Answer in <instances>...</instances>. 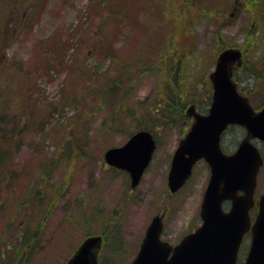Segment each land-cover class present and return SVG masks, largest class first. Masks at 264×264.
I'll return each mask as SVG.
<instances>
[{"label": "rangeland", "instance_id": "rangeland-1", "mask_svg": "<svg viewBox=\"0 0 264 264\" xmlns=\"http://www.w3.org/2000/svg\"><path fill=\"white\" fill-rule=\"evenodd\" d=\"M10 1L12 3L8 4L6 0H0V65L3 64V69L5 62L18 80L16 82L13 76L0 72L1 89L9 90L5 94L0 93L7 98H0V112L7 110L9 115L14 116L7 123L9 129L17 121L23 123L21 131L18 128L17 132L13 131L12 144L7 143L9 140L0 141V147L5 152L6 146L10 147V153L7 152L10 156L0 163V264H64L84 236L103 234L104 225L115 222V211L121 207L124 212L109 240L116 244L118 228L123 246L111 248L119 254L109 256L113 259L108 261L110 264L129 259L151 216L157 213L164 220L162 238L171 244L178 242L183 234L194 231L200 223L199 203L210 172L207 164L203 159L198 161L187 181L189 184L176 193H169L166 183L171 154L193 116L187 113L188 119L178 120V117L174 123L167 121L165 131L158 136L157 151L139 185L132 193L126 194V188H130L128 175L111 170L104 163L103 152L108 147L124 143L127 136L136 130L138 122L133 120V114L126 115L124 122L118 123L106 107L98 111L97 103L91 104L93 96L86 90L88 79L67 70L68 65L80 68L93 63L91 47L100 34L97 31L100 14L91 9L89 0H44L37 4L29 3L33 4L29 7L25 0ZM156 1H140L141 26L147 27L154 20V12L144 5ZM166 1L169 3L168 16L175 22L191 18L194 13L193 8L181 6L178 1ZM229 4V20L220 26L226 42L240 44L249 31L262 30L263 21H254L256 26H252L254 19L249 11L230 9L233 5ZM4 8L10 9L8 15ZM8 24L10 27L6 28ZM215 26L217 24L206 18L198 21L195 27L196 52L187 57L183 82L187 84L185 93L193 94V98L188 100V108L194 105L195 112L200 107L203 109L205 103L200 98L203 87L193 88L194 82L198 83L205 76L204 84L210 86L208 73L222 50L212 38ZM108 31L112 34V27ZM52 37H56L54 42L58 38L68 40L69 46L59 48L48 56L47 42ZM146 37L144 28L136 32L127 31L126 36H117L115 46L120 53L119 58H126V44H136L137 39ZM263 48L264 44H253L252 50L243 55V61L232 69L239 92L258 109L264 108V60L260 59ZM259 59L263 65L252 70ZM99 61L102 62L100 58ZM143 62L144 58L140 59L137 65L122 75L123 83L132 88L129 103L134 105L145 101L142 105L145 107L151 106L160 94L169 90V85L175 84L166 72L157 69L143 71L140 65ZM244 62L246 66L242 67ZM175 64L172 61L169 67ZM102 65L105 69L110 64L104 60ZM119 70V64H112L107 75L117 74ZM16 83L23 96H17L15 101ZM71 94L82 95L81 100L74 102V107L69 105L62 109L64 95L69 98ZM9 103L15 105L10 108ZM81 103H85L86 107ZM22 104L27 106L25 111H20ZM79 106L81 114L75 122L73 114ZM136 114H139L138 110ZM84 121L89 124L81 125ZM184 125H188L186 129ZM2 132L0 127V135ZM71 132L75 137L65 139ZM244 134L240 127L227 130L223 135V146L228 148L227 151H233ZM76 138L85 152L91 155L89 159H85V155L77 159V154H82L76 149ZM254 144L264 160V142L256 140ZM260 168L256 197L264 189V161ZM254 215L255 212H252L251 217ZM244 246L246 249L247 246ZM107 248H103L100 257H106L111 252Z\"/></svg>", "mask_w": 264, "mask_h": 264}, {"label": "water", "instance_id": "water-1", "mask_svg": "<svg viewBox=\"0 0 264 264\" xmlns=\"http://www.w3.org/2000/svg\"><path fill=\"white\" fill-rule=\"evenodd\" d=\"M240 56L241 51L232 47L219 53L209 74L211 106L205 114H193L195 120L171 158L167 180L171 190L181 187L197 159L203 157L209 164L211 174L200 212L202 226L183 236L170 251L168 244L158 238L160 219L153 218L139 253L128 264H234L242 234L249 227L252 239L244 264H264V193L252 225L248 212L254 203L255 176L262 163L257 146L249 138L264 140V109L254 112L230 79L231 63L240 61ZM233 123L245 126L247 133L233 153L225 154L219 146L220 135L227 124ZM154 148L151 133L138 130L123 145L106 149L104 159L127 170L130 184L136 186ZM226 199L231 206L225 213L221 202ZM99 244L100 236L85 237L65 264H99L94 252Z\"/></svg>", "mask_w": 264, "mask_h": 264}, {"label": "trees", "instance_id": "trees-1", "mask_svg": "<svg viewBox=\"0 0 264 264\" xmlns=\"http://www.w3.org/2000/svg\"><path fill=\"white\" fill-rule=\"evenodd\" d=\"M27 5L33 6L34 3L37 4L39 1L44 0H25ZM141 0H89L88 3L91 5V9L95 13H99L101 16V22L98 27V32H100L96 41L93 42L91 47V54L93 57V63L89 65H82L80 68L75 66L68 65L67 70L73 71L75 74H79L81 77L85 76L88 79V85H86V90L93 96L92 103H97V110L101 111L103 107L110 112L112 119L118 123L124 122V117L126 115L133 114V120L135 119L138 123L136 128L150 129L156 131L159 129H164V126L167 125V121L174 123L178 117V120L187 119L186 111L188 108V100L193 98V94L185 93L186 83L183 82L184 76L186 75L187 68V57H190L193 53L196 52V24L200 19L206 18L209 19L213 24H217L216 31L213 33L212 38L214 39L215 45H218L220 49L224 47H229L230 45H238L242 49L243 55L245 56L253 48V44L258 42L259 46L264 44V27L260 31V36L255 34V29L246 33V39L240 44L226 42V38L221 34V27L224 22L229 20L228 7L229 3L234 4L235 0H229L228 2H222L221 0H175L180 3L181 6L187 5L194 9V13L191 18H187L184 21H174V18L168 16V6L169 3L166 0H157L151 5H144V7L149 8L153 11L152 15L154 20L146 25L141 26L139 23V18L141 15L140 2ZM24 2V1H23ZM238 2L239 8L246 9L249 11V14L252 15V18L255 21L261 20L264 22V0H236ZM5 3H12L10 0H6ZM25 3V2H24ZM45 2H43L44 4ZM6 15L10 13V9L4 8ZM22 16V15H21ZM20 16V17H21ZM19 17V15L17 16ZM11 19V18H10ZM20 21V20H19ZM32 22H30L31 25ZM10 24L6 28H9ZM18 26V24H17ZM27 26V23H26ZM112 27L113 33H109V29ZM144 28L147 37L144 39H137V43H131L130 45L126 44L124 46V52L127 53L126 58L120 57V53L115 46V40L117 36L123 34L126 36L127 31H140ZM169 29V31H168ZM108 31V32H107ZM1 32V31H0ZM5 30H3V34ZM57 37V36H56ZM56 37H52L47 42L46 53L48 56L51 53L57 52L59 48H65L69 46L67 44L68 40L58 38L56 42L53 41ZM131 39V35H130ZM161 41H164V45L160 44ZM52 44V46L50 45ZM56 44V45H55ZM215 49V47H214ZM217 52L218 49H215ZM65 51V50H64ZM51 58V57H50ZM99 58L102 62L104 60L109 61V66L105 69H102V62L99 61ZM144 58L143 71H151L157 69L162 72H166L175 85H169V90L160 94L159 99L150 105H144V102H138L137 104H130V96L132 88L126 86L123 83L124 76L123 73H126L133 65H137L140 59ZM260 59L264 60V48L262 56ZM260 59L256 64L253 65L252 70L260 68L263 64ZM120 60V61H119ZM50 61V60H49ZM62 61V60H61ZM175 62L176 64L169 67V64ZM62 63V62H61ZM112 64H119L120 70L117 74L107 75V72ZM3 65V64H2ZM0 65V72L8 73L9 77H14L17 82V75H14L9 71L7 65L4 62V68L2 69ZM246 66V62L242 64V67ZM50 67H48L49 69ZM17 74V73H15ZM3 78H6L3 75ZM75 78V77H74ZM25 83V79L23 81ZM27 82V78H26ZM123 83V84H122ZM199 83V84H198ZM194 82V87L202 86L203 91L201 95L202 102L207 105L210 99V87L205 83V76L199 79V82ZM85 85V82L83 83ZM4 85V84H3ZM0 82V93H7L9 90L3 91L1 89ZM17 91L14 100L16 97L23 96V93L19 92L17 83L14 88V92ZM82 95H73L68 98L67 95H64L62 102V109L65 106L72 105L74 102L81 100ZM0 98H6L0 96ZM7 99V98H6ZM8 101V100H7ZM15 103H9L8 107H12ZM82 106L86 107L85 103H81ZM90 106V105H88ZM87 106V107H88ZM27 106L22 104L20 111H25ZM80 106L76 109L74 121L77 122L81 114ZM201 107L198 109L204 110ZM123 110L121 113H119ZM136 110L139 111V114H136ZM0 112V127L3 128L2 134L0 135L1 140H9L7 143L12 144V135L13 131L17 132L22 130L21 121L15 122V126L12 129H9L7 123H10L14 116L9 115L7 110H1ZM105 123V118L103 119ZM133 120H130L133 123ZM73 121V122H74ZM178 122V121H177ZM19 123V125H17ZM89 124L88 121H84L81 125ZM74 125V124H73ZM162 125V126H161ZM165 131V129H164ZM71 135H67L65 139L69 140L72 138L73 132ZM75 137V136H74ZM76 149L79 151L77 154V159L81 158L80 156H87L84 158L89 159L88 155L85 152L82 144L79 143L77 138L75 139ZM9 146H6L7 151H4V148L0 147V162H3L7 159L10 154ZM8 152V153H7ZM66 150L64 149L63 153ZM21 240V239H20Z\"/></svg>", "mask_w": 264, "mask_h": 264}, {"label": "flooded vegetation", "instance_id": "flooded-vegetation-1", "mask_svg": "<svg viewBox=\"0 0 264 264\" xmlns=\"http://www.w3.org/2000/svg\"><path fill=\"white\" fill-rule=\"evenodd\" d=\"M135 188H126V194H128V193H132L133 192V190H134ZM125 194V195H126ZM256 208H257V206H256V204L251 208V211L252 212H254L255 210H256ZM124 212V209L121 207V208H119V209H117L116 211H115V214H116V216L114 217L115 218V222H110V223H106V225H104V228H103V230H106V231H108V233H106V236L104 235V234H100V236H101V241H102V244H101V247L99 248V250L97 251L98 253H97V260L100 262V263H102V264H107L108 263V261L110 260H113V259H111L112 257H109V256H115V255H118L119 253H116L115 251H111V248H114V249H117L118 247H121V246H123V241L120 239V236H121V230L120 229H118L117 228V242H116V244H114V241L112 240V241H106L107 239L109 240V238H111V234H112V232L115 230L114 228H116L115 226H116V224H117V221L119 220V217H121L120 215H121V213H123ZM113 228V229H112ZM146 230V229H145ZM245 236H244V238H243V240H242V242H241V244L239 245L240 247H239V250H238V253H237V256H236V262H235V264H244V262H245V259H246V254H247V252H248V249H249V246H247V248L246 249H244V243L246 242V240L247 241H249V235L250 234H248V233H245L244 234ZM142 238V237H141ZM140 238V239H141ZM142 240V239H141ZM141 240L139 241V244H138V246H137V248L136 247H134V249H133V251H131V256L129 257V259L126 261V262H122L121 264H123V263H128L129 261H131L137 254H138V249H139V246H140V243H141ZM108 246V248H107V251H111V252H108L107 253V255H106V257H100L101 255H102V250H103V248L104 247H107ZM121 255H123V253H120Z\"/></svg>", "mask_w": 264, "mask_h": 264}]
</instances>
